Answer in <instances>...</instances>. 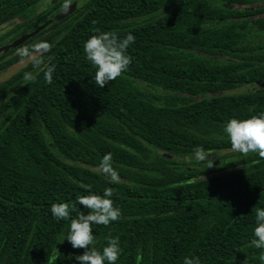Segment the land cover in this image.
I'll return each instance as SVG.
<instances>
[{
    "label": "trees",
    "instance_id": "obj_1",
    "mask_svg": "<svg viewBox=\"0 0 264 264\" xmlns=\"http://www.w3.org/2000/svg\"><path fill=\"white\" fill-rule=\"evenodd\" d=\"M41 1L0 0V27L20 21L0 35V74L17 48L51 45L40 69L0 82V264H78L85 250L66 237L88 186L115 189L121 218L92 230L98 251L119 237L116 264H261L251 240L264 159L232 151L224 128L264 112V0H82L61 19V0L39 12ZM95 28L136 37L128 70L104 88L83 47ZM107 153L118 183L99 171ZM54 203L75 211L56 220Z\"/></svg>",
    "mask_w": 264,
    "mask_h": 264
},
{
    "label": "clouds",
    "instance_id": "obj_2",
    "mask_svg": "<svg viewBox=\"0 0 264 264\" xmlns=\"http://www.w3.org/2000/svg\"><path fill=\"white\" fill-rule=\"evenodd\" d=\"M61 11L67 13L70 11L73 0H61ZM95 23V22H94ZM96 34L92 35L84 44V53L88 61L95 66L96 72L94 83L100 88H104L111 81L116 80L126 72L132 63L133 57L128 54L127 49L130 44L135 42L136 37L128 33L120 38L115 32L102 31L95 28ZM51 51V45L48 42L41 41L32 46H21L17 48V55L23 63L25 60L31 62L34 69H40L44 64V55ZM56 66L50 64L44 67V80L51 84L53 82V73ZM39 73L25 72L24 80L35 82ZM232 151L247 155L257 153L261 159H264V112L252 115L248 119H230L225 128ZM195 159L199 162H207V169L214 166L211 153L203 147L193 149ZM99 171L110 178L111 183L119 182V173L113 167L112 154L107 153L99 164ZM89 194L77 197V202L87 209V214L78 211L75 218L71 219L70 228L66 240L74 249H84L82 255L75 257L78 264H116L122 249L119 245V237L107 238V246L102 251L94 247L95 237L93 235L92 225L108 226L111 222L121 218V211L114 206L111 199L115 189L105 188L103 195L95 194L90 191ZM74 207L69 203H54L51 205V214L56 220H68ZM256 227L254 228V239L251 245L257 249H264V208H255ZM52 260L57 259L52 256ZM261 264H264V251L259 255ZM183 264H201L199 257H185ZM247 264V261H244Z\"/></svg>",
    "mask_w": 264,
    "mask_h": 264
},
{
    "label": "rangeland",
    "instance_id": "obj_3",
    "mask_svg": "<svg viewBox=\"0 0 264 264\" xmlns=\"http://www.w3.org/2000/svg\"><path fill=\"white\" fill-rule=\"evenodd\" d=\"M74 3L79 4L80 2H82V0H73ZM52 3V0H43L41 1L37 8L38 11H44L48 6H50ZM75 11V10H74ZM73 11V12H74ZM20 23V21L15 20L13 22L7 23L3 26L0 27V35H3L4 33H7L8 31H10L12 28H14L16 25H18ZM1 54V52H0ZM17 54L14 53V55ZM30 61L25 60L23 63L21 61H19L18 63L14 64L13 66L9 67L5 72L0 74V82L4 81L5 79L9 78L10 76H12L14 73H16L18 70H20L21 68H23L24 66H26ZM241 89H244V87H241ZM241 89H237L234 91H229L227 92V94H233L236 92H239ZM225 153H220V155H223ZM195 160V159H194ZM186 162H190L191 159L186 158L185 159Z\"/></svg>",
    "mask_w": 264,
    "mask_h": 264
},
{
    "label": "water",
    "instance_id": "obj_4",
    "mask_svg": "<svg viewBox=\"0 0 264 264\" xmlns=\"http://www.w3.org/2000/svg\"><path fill=\"white\" fill-rule=\"evenodd\" d=\"M58 1H60V0H53L52 3H56V2H58ZM74 9H75V5H72V6H71V9H70L69 12H67V13L62 12V13H60V14L57 15V18L61 19V18H64V17L68 16L70 13H72V12L74 11ZM44 26H45V25H42V26L38 27V28H37L35 31H33L32 33H29V34H27L26 36H24V37L20 38L19 40L15 41L11 46H12V47H15V46L21 44L22 42H24V41L27 40L28 38L34 36V35H35L37 32H39ZM258 87L264 89V82L259 83V84H258Z\"/></svg>",
    "mask_w": 264,
    "mask_h": 264
}]
</instances>
